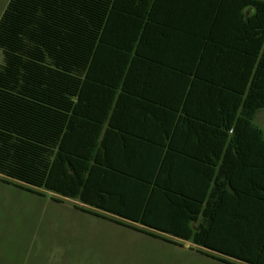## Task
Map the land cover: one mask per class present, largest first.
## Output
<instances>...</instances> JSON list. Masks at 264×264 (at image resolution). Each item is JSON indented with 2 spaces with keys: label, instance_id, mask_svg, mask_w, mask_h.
Wrapping results in <instances>:
<instances>
[{
  "label": "trees",
  "instance_id": "16d2710c",
  "mask_svg": "<svg viewBox=\"0 0 264 264\" xmlns=\"http://www.w3.org/2000/svg\"><path fill=\"white\" fill-rule=\"evenodd\" d=\"M263 108L264 0H10L0 18V175L224 264H264ZM181 122L258 175L191 190Z\"/></svg>",
  "mask_w": 264,
  "mask_h": 264
},
{
  "label": "rangeland",
  "instance_id": "374dc122",
  "mask_svg": "<svg viewBox=\"0 0 264 264\" xmlns=\"http://www.w3.org/2000/svg\"><path fill=\"white\" fill-rule=\"evenodd\" d=\"M9 1L0 0V18ZM37 192L0 175V264H224L192 244H169L84 213L75 200Z\"/></svg>",
  "mask_w": 264,
  "mask_h": 264
},
{
  "label": "crops",
  "instance_id": "0c3cea01",
  "mask_svg": "<svg viewBox=\"0 0 264 264\" xmlns=\"http://www.w3.org/2000/svg\"><path fill=\"white\" fill-rule=\"evenodd\" d=\"M262 110H264V108L257 112L254 119L255 125L260 129H262V127L259 124L264 123V116L259 117ZM206 116L210 115H204V117ZM257 120L260 122L258 123ZM188 128L190 129V132ZM201 128L202 126L199 122L192 123L191 127L183 125L181 122L178 127L179 137L174 139V145L176 146L177 152L174 157V166L177 170L176 176L177 178H184L183 176L186 174L185 176H187L188 184H190L191 190H194L196 187L197 189H200L202 183L201 178H203V193H206L205 196L208 198L214 189V178L219 175V173H222L221 171H224L222 174H226L227 176L231 175L234 178H240L243 176L252 177V175H258L259 171H256L254 168L253 153L247 156L248 160L246 162H244L245 160H238L236 156L233 155L234 159L228 160L227 163V159H225V146L222 153L218 155L217 159L215 153H212L216 150V139L212 140L210 137H205V132H202L200 130ZM201 133L203 136H200ZM250 142L257 143L254 138H252ZM231 162L232 165L229 164ZM234 183L237 185L236 188L241 190V187L236 180ZM222 191L224 194L221 205L224 206V209L238 211L242 206H245V200L243 201L244 195L240 194L239 197L237 192L228 186ZM248 193H250L251 196L249 197V200L246 199V201L252 203L254 200L252 190ZM250 207H252L251 204ZM212 253L220 255L215 252Z\"/></svg>",
  "mask_w": 264,
  "mask_h": 264
}]
</instances>
